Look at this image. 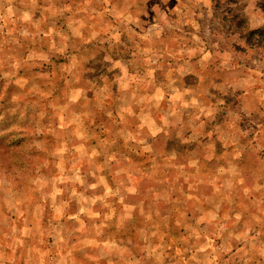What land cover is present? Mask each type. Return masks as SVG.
Masks as SVG:
<instances>
[{
	"label": "rangeland",
	"instance_id": "obj_1",
	"mask_svg": "<svg viewBox=\"0 0 264 264\" xmlns=\"http://www.w3.org/2000/svg\"><path fill=\"white\" fill-rule=\"evenodd\" d=\"M246 1L0 0V264H264Z\"/></svg>",
	"mask_w": 264,
	"mask_h": 264
},
{
	"label": "crops",
	"instance_id": "obj_2",
	"mask_svg": "<svg viewBox=\"0 0 264 264\" xmlns=\"http://www.w3.org/2000/svg\"><path fill=\"white\" fill-rule=\"evenodd\" d=\"M243 12L247 15L250 29H256L264 24V7L259 8L254 0H247L243 6Z\"/></svg>",
	"mask_w": 264,
	"mask_h": 264
},
{
	"label": "trees",
	"instance_id": "obj_3",
	"mask_svg": "<svg viewBox=\"0 0 264 264\" xmlns=\"http://www.w3.org/2000/svg\"><path fill=\"white\" fill-rule=\"evenodd\" d=\"M234 0H232L233 2ZM235 17H238L239 18V22L241 23H245V18L242 17V16H237V14H235ZM264 33V26L260 29H255V30H248V34L250 35H255L256 37L259 36V35H263Z\"/></svg>",
	"mask_w": 264,
	"mask_h": 264
}]
</instances>
